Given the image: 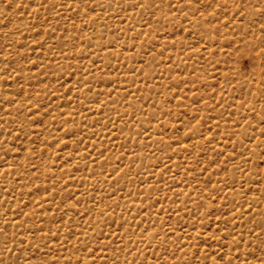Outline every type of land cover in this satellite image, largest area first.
Returning <instances> with one entry per match:
<instances>
[{
	"label": "rangeland",
	"instance_id": "rangeland-1",
	"mask_svg": "<svg viewBox=\"0 0 264 264\" xmlns=\"http://www.w3.org/2000/svg\"><path fill=\"white\" fill-rule=\"evenodd\" d=\"M0 264H264V0H0Z\"/></svg>",
	"mask_w": 264,
	"mask_h": 264
}]
</instances>
